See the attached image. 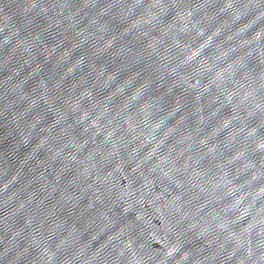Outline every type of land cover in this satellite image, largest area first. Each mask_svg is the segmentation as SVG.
Returning <instances> with one entry per match:
<instances>
[{
  "label": "water",
  "instance_id": "water-1",
  "mask_svg": "<svg viewBox=\"0 0 264 264\" xmlns=\"http://www.w3.org/2000/svg\"><path fill=\"white\" fill-rule=\"evenodd\" d=\"M0 264H264V0H0Z\"/></svg>",
  "mask_w": 264,
  "mask_h": 264
}]
</instances>
